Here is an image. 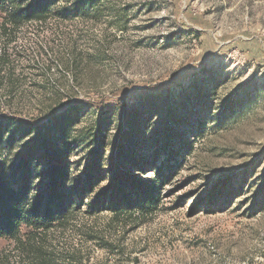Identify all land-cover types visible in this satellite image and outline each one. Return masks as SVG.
Listing matches in <instances>:
<instances>
[{"label": "rangeland", "instance_id": "obj_1", "mask_svg": "<svg viewBox=\"0 0 264 264\" xmlns=\"http://www.w3.org/2000/svg\"><path fill=\"white\" fill-rule=\"evenodd\" d=\"M83 1L0 34V121L76 106L74 131L103 116L110 141L148 102L150 131L176 119L193 152L138 224L82 206L65 226L0 237V264H264V0ZM237 179L229 206L206 207Z\"/></svg>", "mask_w": 264, "mask_h": 264}, {"label": "trees", "instance_id": "obj_2", "mask_svg": "<svg viewBox=\"0 0 264 264\" xmlns=\"http://www.w3.org/2000/svg\"><path fill=\"white\" fill-rule=\"evenodd\" d=\"M58 2L0 0V34L32 20L42 21L54 11L79 14L86 4L75 0L57 8ZM149 106L143 103L141 114L126 112L110 141L103 116L92 131H74L76 106L51 114L43 123L0 121V237L16 238L23 229L31 235L43 234L65 226L82 206L88 216L109 211L113 219L134 217L136 224L152 215L163 188L192 154L193 143L187 133L176 129V119L151 132L149 115L154 109ZM108 147L111 153L106 155ZM83 149L89 157L80 170L73 157ZM238 181L216 185L203 198L206 207L215 205L213 211H219L229 206L239 194L234 189Z\"/></svg>", "mask_w": 264, "mask_h": 264}]
</instances>
